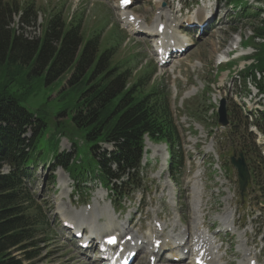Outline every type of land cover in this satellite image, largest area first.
<instances>
[{
    "label": "rangeland",
    "instance_id": "1",
    "mask_svg": "<svg viewBox=\"0 0 264 264\" xmlns=\"http://www.w3.org/2000/svg\"><path fill=\"white\" fill-rule=\"evenodd\" d=\"M4 1L14 4L20 10L24 6L32 3L35 9L37 16L36 23L33 21L30 22L28 26L19 29L17 35H23L27 39L39 38L44 30L46 20L56 13L60 14L61 19L66 24L70 21L73 23V21L82 19L80 21L81 46L88 39L96 36L98 41V55L106 49L114 48L111 64H123V62L127 63L128 61L126 66L124 63L123 66L125 67L122 66L121 70L125 68L129 70L130 77L127 81L129 85L134 84L145 70L147 74L152 72V77L149 76L147 78L150 81L147 83L146 89H149L152 85L162 84L164 91L169 96L170 103L173 102V93L176 92L174 98L175 104L180 100L182 101V105L178 109L179 113H176V120L179 122V126H183L180 122L183 116H185L188 118L187 123L191 125V129L194 132L190 136L192 142L198 144L205 141L212 142L219 151L225 150V155H220L219 165L222 171L224 170L227 176H229L227 180L231 184V177L234 172L231 170V166H228L227 158L231 154L226 153L227 148L225 146L231 139L227 137V131L220 130L216 126V116L215 114L211 115L207 108L208 103L212 104L218 95H220L221 99H225L228 102L229 107H231V103H236L239 110L241 106H256L257 104L262 106L258 95H255V90L252 89L254 87L252 83H250V86L248 83H240V86H242L241 89H236L237 84L231 85V67L237 61L231 62V65H223L220 67L221 70H218L216 69V60L222 55L224 57L228 56V53L230 54V60L231 56L235 57L242 53H250L249 57H252L256 53L258 47H252L250 44L253 43L259 46V44L264 43V40L259 37H253L252 29L256 27L258 22L264 19V0H246L249 7L261 10L262 13L260 12L261 15L256 22L246 19L241 20L235 30L231 28V16L234 15L231 11L235 9H231L230 3L223 0H179V5H176V8L172 11L177 16L178 12L176 10L179 8L183 9L184 12L179 16V19L194 17L197 13L203 14L205 11L210 15L206 19V22L202 24L203 29L196 28L197 24L188 25L179 23L180 36L185 34L191 46L182 58L173 57L172 61H167L165 64L158 62L153 41L151 42L144 35H138L132 32L128 33L121 26L119 23L120 18H118L120 13L113 7L115 4L112 0H105L106 2L100 0ZM201 2L203 4L202 8L199 7V3ZM133 3L130 12L135 13L141 19H145L148 23L154 19L153 15L155 13L149 10L150 0H135ZM232 3L235 5L240 2L233 1ZM249 11L254 12L255 10L249 9ZM34 26L35 31L32 32ZM144 26L147 27L145 24ZM188 27H193V29H189ZM242 42H246V45L242 46V48L240 46V49L233 55L231 50L234 48V45L242 44ZM245 61L252 64L251 60ZM223 70L230 71V74L221 82L223 75L221 72ZM32 78L33 80H28V84L32 87L34 86V94L24 97L21 105L27 111L31 113L35 112L39 116L40 110L42 109L45 113L49 128L51 127L52 129L55 124L63 127L66 137L60 136L58 154H74L71 142L67 139H71V135H73L78 145V155L82 156V153L85 151V146L81 145V139L75 136L68 121L71 118L79 93L67 89L62 90L64 87V79L45 86L44 82L40 81L38 77ZM248 90H250V93L246 94ZM23 91L24 87H22V82L16 81L10 85L11 93L21 94ZM184 93L188 94L185 96ZM235 93H240L241 96H235ZM57 112H63L65 115L57 119L55 116ZM236 112L235 110L234 114ZM228 119L231 121V114H229ZM194 124H196L195 127ZM213 133L215 135H211ZM147 142L145 144L147 153L144 156V168L142 171V177L145 180L143 188L139 192L133 193L129 199L121 201L122 207L117 204L113 206L117 211L115 212L116 220L113 222V225H119L124 221H128L129 216H132L134 219V227L131 229L125 226V228L131 229L127 231L130 233L137 232L139 229L137 233L138 237H143L145 231L148 228H152L155 214L158 216V221L166 222V224L175 216L179 217L183 222L182 224L187 227L191 221V206H188L189 199L185 196V192L186 188L189 187L187 181L192 178L195 169H186L185 176L178 178L173 184L170 178H168L166 171L168 169H165V158L167 156L165 147L163 146L164 149H162V144L154 145L150 143L153 146L150 149L147 146L149 142ZM40 147L42 149L41 160H51L54 154L53 146L46 143L45 140H42ZM104 147L110 150L109 146L108 148L106 146ZM104 147L100 146V150H97L95 154L97 156L101 155V150ZM87 160L88 157L85 156L83 161L87 162ZM53 165L55 164H38L36 168L37 173L33 175L32 187L30 186V189L27 188L34 203L40 208L45 227L42 228L41 234L39 233L32 241L27 243L29 246L32 245V248H26L28 245H24L23 248L26 249L14 250L13 256L21 264H91L95 260L94 249L92 250L91 246H89L87 250L83 251L78 246L77 242L79 241H73L72 231L68 232L62 226V218L59 217L56 210L58 207L57 203H61L70 217L76 215L82 218V213L74 214V211L84 209L92 210L94 208L96 211H102L104 208L111 211L112 208L107 201V194L100 188L97 182H90L88 180L87 182L89 183L86 182V186L81 188L78 196H74L71 193L72 181L70 178L61 168H56L52 171L51 167ZM206 166L207 163H205ZM207 168L205 174H210V167ZM1 171L6 173L5 169ZM228 172H230L229 175ZM53 177L55 178L54 183ZM89 177L87 175V178ZM209 178L211 179V176ZM169 184L175 189V198H172L173 200L168 195L169 189L167 185ZM61 193L63 199L60 201L59 196ZM205 207L204 214H202L204 217L202 216V218L207 229L214 223L209 219V215L218 208L223 212L225 206ZM236 209L237 213L234 218L237 223L241 224L239 230H249L247 232L248 244L253 241L251 248L256 255L257 262L264 264V239H262L264 236V206L256 204L252 197L247 206L242 208L237 206ZM119 214L121 215L120 218H118ZM82 227H86V225ZM87 230L88 233L86 235L89 236L91 229L87 228ZM220 230V226L216 224L210 236L216 238L217 244L222 247L220 250L222 263L239 264L240 257L235 253L236 237H233L229 232H218ZM115 232L118 233L119 231L113 228L110 234ZM174 232H178V228ZM167 235L168 231L161 235V239L167 240V244H169L160 252L161 257L159 260L157 258V264H187L186 260L184 261L185 263H183V260L181 263L167 260L168 256L175 255L178 251H181L179 249L175 254L169 252L168 248L172 247V243ZM182 251L184 252V248ZM186 251H188V248H186ZM28 256H31V259L27 260L26 257ZM86 257L87 259H85ZM135 257V264H149L147 255L140 253Z\"/></svg>",
    "mask_w": 264,
    "mask_h": 264
},
{
    "label": "trees",
    "instance_id": "2",
    "mask_svg": "<svg viewBox=\"0 0 264 264\" xmlns=\"http://www.w3.org/2000/svg\"><path fill=\"white\" fill-rule=\"evenodd\" d=\"M242 10L238 19L258 18L257 13L246 7ZM13 15H20L19 29L36 20L32 3L20 10L0 0V264H21L13 256L14 250L32 248L27 243L40 233L43 225L40 211L28 192L37 165L46 163L41 160L42 140L53 146L50 162L62 168L76 185L89 175L116 199L124 198L127 186L132 191L142 187L140 163L145 135L151 142L167 146L170 175L181 176L183 163L181 154L173 152L180 138L172 122L168 96L157 87L144 89L149 77L146 70L129 85V70L121 71L127 63L111 64L114 48L98 55L96 36L81 46L82 19L66 24L56 13L46 20L38 39L28 40L9 29ZM254 30L255 35L263 36L262 28ZM254 59L255 68L264 72V45H260ZM31 77H38L45 86L64 79L62 90L79 93L71 118L67 119L85 146L82 156L77 153L73 135L67 139L74 154H58L60 136L66 137L63 127L55 124L49 128L42 109L39 116L21 105L24 97L34 94V86L28 84V80H33ZM16 81L24 87L21 94L10 92V85ZM64 115L55 114L57 119ZM256 124L264 130V116ZM240 125V119L233 124V139L250 154L253 162H258L255 150L238 131ZM108 145L112 151L102 148L101 155L95 154L100 146ZM85 156L87 162L83 161ZM4 167L7 174L1 171ZM114 181L119 182L118 186ZM24 245L28 246L23 248Z\"/></svg>",
    "mask_w": 264,
    "mask_h": 264
},
{
    "label": "bare ground",
    "instance_id": "3",
    "mask_svg": "<svg viewBox=\"0 0 264 264\" xmlns=\"http://www.w3.org/2000/svg\"><path fill=\"white\" fill-rule=\"evenodd\" d=\"M132 6L133 3L128 8L130 9ZM171 14L172 12L170 13L167 10L156 12L154 14V19L151 21V26L150 24H146L144 19L136 17L128 11H124L118 16L119 18L123 17V25L128 28L129 32L138 35H145L151 42L153 41L154 47H156V52L158 53V51H160L158 54V59L161 61V63H165V59L169 57V52L173 51L174 49L179 51L183 50L184 47H187L190 44L186 38L180 36L177 33V25L180 22L191 24L198 21L197 16L184 18L182 20H174ZM144 24L147 27H145ZM160 25H162V32L158 33L157 30ZM147 146L150 149L153 148V146L150 144H147ZM193 177H197V173H195ZM63 186L65 185L63 184ZM167 187L169 189V195L171 196V199L174 198V190L172 189V186L167 185ZM61 196H63L62 193L59 196L60 201L63 199ZM57 205V214L60 218H62V224L64 225L66 222L72 224L74 227L73 234L79 230H87V228L91 229L89 231L91 234H89V236L85 235V237L79 241V244L87 241V244H90L91 247H93L96 240H103V238L114 235L108 234L106 236H101L102 234L112 232L113 228L120 229V227L117 228V226L113 225L112 222L114 220V216L111 214V212L96 211L94 208L92 210H81V212L78 214L82 213V218H79L76 215L74 217H70L61 203H57ZM223 212L224 217L220 218V223L223 227L221 231L224 233L230 232L235 234L237 227L235 222L231 221V209L229 208L228 204H225ZM202 214L203 206L192 204L190 217L191 221L188 227H183L184 225L182 224L181 219L177 216H173L174 218H172V220L166 224V222L158 221V216L155 214V219L152 223V226L150 225L152 228H148V230L145 231V235L143 237L137 236L139 229L137 232H127L128 230H131L132 227H134L133 218L131 220L129 218V220L125 221L124 223L129 222V227L131 229H128L129 227L125 228V224L123 223L122 229L124 233H122L123 235L120 238L117 251L110 255V259H113L116 255H119V259L115 262V264H121L122 260L127 258V256L131 257L143 253L147 255V260L149 259L148 263L157 264V258L159 260L161 257L160 252L164 250V248L169 244H167V240L161 239V235L168 231L167 237L169 240H171L172 245H174L173 247L168 248V250L171 249L172 251H178L181 249V251H178L175 255L169 256L168 261H170L173 257L174 260H177L184 256L186 258L189 257V264H193L196 259L200 260L198 264H223L222 256H220V245L217 244L215 238L211 237L210 234L208 235L207 232L203 230L204 222ZM103 220L105 222L103 225H101ZM84 225H86V227H82ZM177 228L178 232H174V230ZM247 232H249V230L245 229L239 232L237 236L238 243H240L237 250V253L240 257L239 264H259L255 254H253L249 248L250 246L247 240ZM128 236L129 238L127 239ZM185 238H187V242L185 241ZM123 246H125L127 249L124 254L122 251H119V249ZM183 248L184 252L182 251ZM186 248H188V251H186ZM101 261L103 260L98 258L93 263H90L100 264ZM179 261L177 263H180Z\"/></svg>",
    "mask_w": 264,
    "mask_h": 264
},
{
    "label": "water",
    "instance_id": "4",
    "mask_svg": "<svg viewBox=\"0 0 264 264\" xmlns=\"http://www.w3.org/2000/svg\"><path fill=\"white\" fill-rule=\"evenodd\" d=\"M218 116H219V121H218L219 124L223 126L227 125L224 101L221 102L220 104ZM230 163L234 168V170L237 172L239 192L241 194V197H243V192L245 191V187L247 186L249 181V172L245 160L243 158V155L239 154L237 159L235 158V156L231 157Z\"/></svg>",
    "mask_w": 264,
    "mask_h": 264
},
{
    "label": "snow or ice",
    "instance_id": "5",
    "mask_svg": "<svg viewBox=\"0 0 264 264\" xmlns=\"http://www.w3.org/2000/svg\"><path fill=\"white\" fill-rule=\"evenodd\" d=\"M129 2V0H124V3L127 4ZM110 242H114V240L110 241Z\"/></svg>",
    "mask_w": 264,
    "mask_h": 264
}]
</instances>
